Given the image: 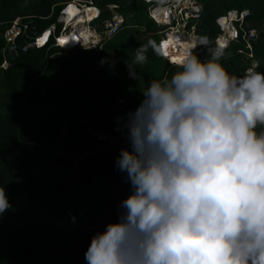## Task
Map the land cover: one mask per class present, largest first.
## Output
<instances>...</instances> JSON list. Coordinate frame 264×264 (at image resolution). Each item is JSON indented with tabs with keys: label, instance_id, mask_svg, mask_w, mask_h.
Listing matches in <instances>:
<instances>
[{
	"label": "clouds",
	"instance_id": "1",
	"mask_svg": "<svg viewBox=\"0 0 264 264\" xmlns=\"http://www.w3.org/2000/svg\"><path fill=\"white\" fill-rule=\"evenodd\" d=\"M208 45L194 41L179 70L150 80L118 118L130 194L92 237L87 264H264V73L230 74L222 47L204 60L194 51ZM149 48L158 52L149 40L127 61L132 79H143ZM10 207L0 186V216Z\"/></svg>",
	"mask_w": 264,
	"mask_h": 264
},
{
	"label": "trees",
	"instance_id": "2",
	"mask_svg": "<svg viewBox=\"0 0 264 264\" xmlns=\"http://www.w3.org/2000/svg\"><path fill=\"white\" fill-rule=\"evenodd\" d=\"M198 1L205 25L210 28L216 19L228 13L247 12L243 28L264 30V0ZM96 2L99 18L95 20V16L89 26L120 16L126 22L132 19L141 30H135V38L126 48L122 41L115 39L116 35L99 44L96 51L78 49L80 56L98 64L106 91L111 93L67 101L52 93L48 84L57 75L52 68V56L67 53L55 47L52 40L46 44L49 31L45 30L55 24L60 6L53 7L51 18L34 19L28 24V35L32 27L38 34L44 31L37 47L8 58L3 69V32L17 13L38 12L51 6V2L0 0V98L8 99L7 102L0 100V186L5 188L11 204L0 216V264H87L85 253L92 237L103 232L107 224L118 222L120 207L113 205L117 189H130L126 174L116 166L121 149H130L127 129L118 118L136 110L144 98L142 89L150 80L162 78L164 74L170 78L177 68L160 55L161 40L157 33L164 27L147 17L149 4L137 0ZM111 6L112 10H108ZM67 10L69 7L64 12ZM165 16L166 11L161 7L154 12V17L161 22ZM62 18L67 20L66 15ZM248 22L249 26L246 25ZM55 27L57 35L60 26ZM217 33L218 29L212 36ZM257 39L251 43L252 54L259 59L258 66H262L264 73V38L262 41ZM149 40L155 42L158 52L148 49V63L137 69L143 79H132L127 61L134 56L136 48ZM16 42L20 47L26 44L22 37ZM102 46L120 52L127 61L123 64L114 62L106 52H101ZM229 50L231 55L226 53ZM224 51L221 61L227 64L237 61L241 52H248L240 43L232 44ZM164 52L162 49V55ZM102 59L106 61L104 64H101ZM244 69L239 68L238 74L241 75ZM78 81L85 93L83 77L80 76ZM41 90L45 93L41 94ZM125 94L135 95L136 106H129L119 114L111 112L116 99ZM26 104L27 113L20 115L18 109ZM66 108L68 110L63 111ZM93 117H97L96 125L88 122ZM87 128L124 137L110 144L98 141L86 131Z\"/></svg>",
	"mask_w": 264,
	"mask_h": 264
},
{
	"label": "rangeland",
	"instance_id": "3",
	"mask_svg": "<svg viewBox=\"0 0 264 264\" xmlns=\"http://www.w3.org/2000/svg\"><path fill=\"white\" fill-rule=\"evenodd\" d=\"M162 1L164 2V0H162ZM50 2H51V6L46 7L42 10H39L38 12H33L31 14H28V15H32L35 18H39L40 20L45 21V20L52 17L53 7L60 6L61 9L58 13V16L56 18V22L54 25L60 26V29L62 30L63 27H62L61 19H59L62 16L61 10L64 9L69 3H70V5L68 6L69 10H67V12H69V13H72L70 11H75V10H77L75 12H82V11H90L91 12V11L95 10V11H97V13H100V10L96 7V4H97L96 0H50ZM153 4L156 6H159V5L161 6V0L155 1L154 3L149 5V7L147 9V17H148V11L154 6ZM189 11H191V10H189ZM90 12H88V13H90ZM69 13H67V14H69ZM67 14H64L63 16H65ZM81 14H87V13H81ZM28 15L24 14V13H17L16 14V16H18V17L28 16ZM229 17H231L230 20H229ZM234 17L235 16H233V13L231 12L228 15V19H226V20L221 19L220 20V21L224 20L221 23L224 29L231 26L230 21H234V25L238 26L239 23H238L237 19L236 20L234 19ZM135 24H134V21L129 18L127 20V22L125 21L124 27H122L120 33L115 38L118 41H122L125 48L127 47L128 44H130V40L135 38V35H134L135 30H137V29L141 30V28ZM214 25H215V27H214ZM214 25H213V28H210L207 25H205V22H204V35H206L210 44L212 43V40L220 32V29L218 28V25L216 24V22H214ZM246 25L249 26L250 23L248 22V24H246ZM162 26L164 27V30H161L159 33H157V38H159L161 41L166 39L165 35L169 31L168 25L167 26L162 25ZM88 27H89L92 34H96L94 31H92V29H94L97 33H99L101 30L100 21H98L97 23L93 24L92 26H88ZM242 28H243V25H242ZM216 29H218L219 32L215 36H212L216 32ZM257 33H258V36H257L258 39L257 40L262 41L264 38V30H260V31L257 30ZM197 34H199V32H197ZM123 35H124V37H123ZM86 43L87 42H85V44L81 42V44L80 43L77 44L75 47H72V49L65 50V51H67V53H59V54L57 53L54 56H52V58H51V60L53 61L52 68H53V70H55L57 75L55 76V78H51L48 84H49V87H50L52 93H54L57 96H61L60 97L61 99H64L67 101H69V100L73 101L72 98L82 99V96L85 98H87V97L89 98V97L97 96V95H106L107 96L111 93V91H109V92L106 91V82L102 77V74H101L102 70L100 69L98 64L97 65H95V63L92 64L91 63L92 61H90V59L88 60V59L80 56V53H78L77 50L80 49L79 47H83V46L88 45ZM185 43H193L192 38H186ZM160 44H161V42H160ZM245 47H246V45H245ZM162 49H164V51H165L164 56L169 57L170 63H172L176 66H177V62L179 61V58H182L184 56L183 50L179 47H176L175 45H168L167 39L162 43ZM246 49H247V47H246ZM247 50H248V52H245V51L241 52L238 56V60L233 62L232 64H229V63L227 64V63L221 61V63L225 67V69L230 74L236 75L238 77H244L250 71H256V72H260V73L263 72V68H261L262 66H260V65L258 66L259 59L257 57H255V55L252 54V49L251 50L247 49ZM101 52L102 53L106 52L105 54H108L109 57L113 58L114 62H118V63L123 64L127 61V59L125 58V56L123 54H121L120 52H117L115 50L109 51L108 49H106L102 46ZM226 53L228 55H231L232 52H231V50H229ZM160 55L162 56L161 53H160ZM79 58H80V60H79ZM174 58H177V59H174ZM239 68H245L241 75L238 74ZM97 69H100V70H97ZM158 70L160 71V68ZM178 70L179 69L176 68L175 71H178ZM80 76L83 77L82 86L85 87V93L81 89V87L79 86L78 80H79ZM163 77H166V75L164 74ZM1 78H2V71L0 70V79ZM44 93H45V91L41 90V94H44ZM123 96L131 97L133 99V104L131 105V107L136 106L137 99H136L135 95L125 94ZM0 100L2 102L8 101V99L4 98L3 96H1ZM67 110H68V108H66L63 111H67ZM27 111H28V105L26 104L25 106L19 108L17 112L20 115H24L27 113ZM88 122L92 125H96L97 117L96 118L95 117L89 118ZM129 194H130L129 188L117 189V192L114 196L113 205L120 207L122 201L124 199H126Z\"/></svg>",
	"mask_w": 264,
	"mask_h": 264
},
{
	"label": "built area",
	"instance_id": "4",
	"mask_svg": "<svg viewBox=\"0 0 264 264\" xmlns=\"http://www.w3.org/2000/svg\"><path fill=\"white\" fill-rule=\"evenodd\" d=\"M141 1V0H137ZM70 5V3L61 10V13ZM154 5V4H153ZM163 8L166 11V18L164 22H159L154 17V12L158 8ZM113 6L108 7V10H112ZM191 10V11H189ZM202 7L199 4L198 0H161V6L154 5L148 11V17L152 19L156 24L159 25H168L169 32L172 31H179L181 34L186 35V38H192V42L197 41L200 37H206L204 35V20L202 18ZM234 19L238 21V26L234 25V21H230L231 26L224 29L222 24L220 23L221 19H227L229 13L225 17L218 18L215 22L220 29L218 30V35L212 40V43L207 46H198L194 51L200 56L202 60L209 58L210 50H214L217 46L226 49L227 47L231 46L232 44L240 43L246 45L247 49L251 50V43L257 39L258 33L257 30L254 28H249L245 30L242 28L243 23L245 22V18L247 16V12L236 13L232 12ZM35 18L32 15L18 17L15 16L14 20L12 21L11 25L3 32L2 39L4 41V46L2 48V55L5 57L4 63L2 64L1 68H6L7 66V59L8 58H15L18 56L19 52H26L28 49H33L37 47V42L39 41L40 36L43 34H38L35 31V28L32 27L31 34H27V26L31 23ZM231 17H229V20ZM125 19L120 16H112L110 19L100 21L101 30L97 33L94 29L96 34H93L95 38L91 39L90 42L86 43L88 45L79 47L80 49H88L96 51V48L99 44L105 41H109L113 39L118 33L121 31ZM64 28V26H63ZM56 27L55 25L49 26L45 31H49V38L46 44H48L51 40L55 47H58L62 50V46H58V39L59 35L61 34L62 30L55 34ZM93 32V33H94ZM199 32V34H197ZM167 33V34H168ZM240 33H242L240 35ZM165 35V38L167 36ZM22 37L26 44L24 46L17 45V38ZM58 37V38H57ZM166 39L161 41L159 50L162 54V43ZM45 44V45H46ZM76 46V45H75ZM74 46V47H75ZM72 49V48H71ZM171 66L177 67L176 65L170 63L169 57L162 56ZM133 104V99L131 97L122 96L116 99L115 104L110 109L111 112L115 114L121 113L122 110L128 108ZM86 131L93 135L98 141L108 142L110 144H115L117 140L122 139L124 136H113L108 132L102 131H92L90 128H87Z\"/></svg>",
	"mask_w": 264,
	"mask_h": 264
},
{
	"label": "bare ground",
	"instance_id": "5",
	"mask_svg": "<svg viewBox=\"0 0 264 264\" xmlns=\"http://www.w3.org/2000/svg\"><path fill=\"white\" fill-rule=\"evenodd\" d=\"M141 1H145V0H141ZM65 13L67 12L62 13V15ZM97 14L98 13L95 10L87 14H81L77 12L69 13L66 15L67 20L62 18L64 16H61V18L59 19H61L62 27L64 26V28L61 34L58 36L59 37L58 46H62L61 48L65 50H70L75 45L79 43L81 44V42L85 44V42L88 43L89 41H91V39L95 38L88 26L89 23L93 21V18L97 16ZM223 21H220V23H222ZM43 34L40 36V38L43 36ZM166 39L168 45H175L176 47L181 48L184 52L183 55H185V53L193 44V43H185L186 36L184 34H181L179 31L169 32L166 36Z\"/></svg>",
	"mask_w": 264,
	"mask_h": 264
},
{
	"label": "snow or ice",
	"instance_id": "6",
	"mask_svg": "<svg viewBox=\"0 0 264 264\" xmlns=\"http://www.w3.org/2000/svg\"><path fill=\"white\" fill-rule=\"evenodd\" d=\"M174 59H177V58H174ZM182 58H179V60H181Z\"/></svg>",
	"mask_w": 264,
	"mask_h": 264
}]
</instances>
